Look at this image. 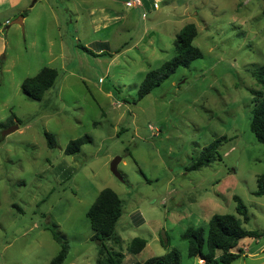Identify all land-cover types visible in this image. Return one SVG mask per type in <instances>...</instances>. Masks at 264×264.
Returning <instances> with one entry per match:
<instances>
[{
    "label": "rangeland",
    "instance_id": "rangeland-1",
    "mask_svg": "<svg viewBox=\"0 0 264 264\" xmlns=\"http://www.w3.org/2000/svg\"><path fill=\"white\" fill-rule=\"evenodd\" d=\"M35 3L23 1V26L14 23L15 10L0 13V123L7 124L0 129V264H49L61 251L53 232L69 243L66 264H97L87 212L106 188L124 203L117 226L124 264L172 249L181 264H200L182 234L207 231L214 215H235L245 230L262 233L264 196L255 192L264 144L251 131L250 91L259 88L251 71L264 65V0H160L157 9L148 0L147 17L138 11L129 34L116 41L138 48L98 57L76 45L92 35V15L110 9L105 0ZM188 24L198 30L194 45L203 58L138 100L147 73L177 55L176 38ZM46 67L58 78L43 100L32 101L22 83ZM45 132L54 135V148ZM85 136L81 151L66 155L68 143ZM223 136L212 164L187 171ZM118 157L122 181L111 171ZM234 196L247 206L248 221L237 214ZM135 214L141 222L124 230ZM136 237L148 245L130 254ZM239 248L243 255L233 264H264V236Z\"/></svg>",
    "mask_w": 264,
    "mask_h": 264
},
{
    "label": "trees",
    "instance_id": "trees-1",
    "mask_svg": "<svg viewBox=\"0 0 264 264\" xmlns=\"http://www.w3.org/2000/svg\"><path fill=\"white\" fill-rule=\"evenodd\" d=\"M264 15V11H263ZM198 36V30L194 24L186 25L176 38L175 44L177 55L164 63L157 70L147 73L144 81L138 90V100L150 95L156 88L167 81L178 69L191 66L193 61L203 58L204 54L200 48L194 45ZM78 48L94 57L104 56L95 54L92 50L79 43ZM253 78L259 88L251 89L253 96L251 110V131L256 140L264 144V65L254 68L251 71ZM58 71L53 68H44L33 78L23 81L21 89L23 94L32 101H41L55 84L58 78ZM12 122V121H10ZM8 124H10L8 122ZM7 128L6 123H0V129ZM45 139L49 148H54L56 139L54 135L45 132ZM228 140L223 136L206 146L187 168V171H198L212 164L221 145ZM88 136L72 140L68 143L66 155H74L81 151L82 146L88 143ZM255 195L264 196V175L257 180ZM237 203V214L244 221L249 220L247 206L243 200L234 196ZM124 213V203L120 196L112 189H103L89 211L87 218L90 220L91 228L94 231L92 240L97 243L98 257L97 264H124L125 254L123 253V239L117 232V226ZM54 239L61 245V251L49 264H66L70 246L58 233L53 232ZM264 236L262 233L247 231L244 229L241 220L235 215H214L206 231L204 228H189L182 234V239L189 242V256L198 257L204 260V264H233L243 255V249L239 248L242 240L246 238L259 239ZM168 244V240L166 241ZM148 242L146 239L136 237L128 245L127 251L130 254H138L143 251ZM235 249L238 251L235 252ZM135 264H181L180 253L176 249L170 250L161 257H153L143 263Z\"/></svg>",
    "mask_w": 264,
    "mask_h": 264
},
{
    "label": "crops",
    "instance_id": "crops-1",
    "mask_svg": "<svg viewBox=\"0 0 264 264\" xmlns=\"http://www.w3.org/2000/svg\"><path fill=\"white\" fill-rule=\"evenodd\" d=\"M23 1L24 0H0V8L1 10H3L0 11V13H3L5 11L9 12L10 10H15L16 13L19 14L20 16L19 19H21L22 22L25 23L28 16H26L27 13L22 5ZM38 1H47V0H36V3ZM105 1L108 3L110 9L102 8L99 15L96 16L94 14L92 15L93 17L91 20V24L93 25V29L91 30L93 31L91 33L92 35L83 37L82 40L79 41V43L89 48L97 55L102 54L104 51L115 53L124 50L125 52H130L132 48L134 49L138 48L139 43H135L131 48H126L128 42L120 45V43L116 44V41L119 39L120 34L123 35L129 34V30H130L129 28L133 26L136 17L139 16L138 11H140V13L144 12L143 17L144 18L147 17V12L145 11V9L148 7V0H141L143 6H138V7L128 6L126 3L129 0H105ZM154 1H155L154 5L153 6L149 5V7L150 8L152 7V9L153 7L154 9H157L158 3L156 2L160 0H154ZM168 1L172 2L174 0H168ZM35 4L31 5L30 8L32 9L35 6ZM48 7L52 12H54L53 8L49 4V1H48ZM54 19H55L54 22L57 23L59 22V18L57 17V15H54ZM111 28H114V34H111L110 31ZM124 31H128V32L125 33ZM103 32H106V34L103 35ZM77 45L76 47H78ZM135 216L138 218L139 214H135L133 217L130 218L129 221L125 222V224L123 225L124 230L134 228V225H136L137 223L139 224L141 222L142 217L136 220Z\"/></svg>",
    "mask_w": 264,
    "mask_h": 264
},
{
    "label": "water",
    "instance_id": "water-1",
    "mask_svg": "<svg viewBox=\"0 0 264 264\" xmlns=\"http://www.w3.org/2000/svg\"><path fill=\"white\" fill-rule=\"evenodd\" d=\"M14 23L23 26V22H22L21 19L15 21ZM15 130H17V127L8 129V130L4 131V135L10 134L11 132H13ZM120 162H121V158H119V157L118 158H115L112 161V163H111V171H112V173L114 174V176L116 178H118L119 180L122 181L123 180V177L121 176V174L118 171V166H119Z\"/></svg>",
    "mask_w": 264,
    "mask_h": 264
},
{
    "label": "built area",
    "instance_id": "built-area-1",
    "mask_svg": "<svg viewBox=\"0 0 264 264\" xmlns=\"http://www.w3.org/2000/svg\"><path fill=\"white\" fill-rule=\"evenodd\" d=\"M130 7H138V6H143V3L141 0H129L126 3ZM103 80V79H102ZM101 80V81H102ZM200 264H204V260H200Z\"/></svg>",
    "mask_w": 264,
    "mask_h": 264
}]
</instances>
